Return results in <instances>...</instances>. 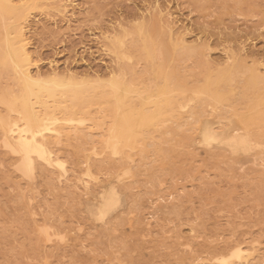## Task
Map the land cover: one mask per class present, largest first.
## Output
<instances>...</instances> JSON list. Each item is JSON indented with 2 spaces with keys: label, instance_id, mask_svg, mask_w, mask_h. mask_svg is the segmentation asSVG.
<instances>
[{
  "label": "rangeland",
  "instance_id": "obj_1",
  "mask_svg": "<svg viewBox=\"0 0 264 264\" xmlns=\"http://www.w3.org/2000/svg\"><path fill=\"white\" fill-rule=\"evenodd\" d=\"M12 2L0 117L24 113L12 22L35 110L83 123L60 122L32 169L0 129V264H264V0Z\"/></svg>",
  "mask_w": 264,
  "mask_h": 264
},
{
  "label": "bare ground",
  "instance_id": "obj_2",
  "mask_svg": "<svg viewBox=\"0 0 264 264\" xmlns=\"http://www.w3.org/2000/svg\"><path fill=\"white\" fill-rule=\"evenodd\" d=\"M5 10H9L12 12L17 11L16 8L13 6L12 0H0V12L3 13ZM11 23L12 22H6L3 26V28L5 29V35L3 39L4 44H5V49L3 51V58L9 62L11 67L14 69L13 71L16 73L18 80L25 87V90L21 94L22 95V105L24 107V113L10 120H5L2 117H0V129L4 137L3 142L5 143V146L8 147L13 154L20 153L23 157V162L25 163V165H27L29 169H32L34 167V164H32L33 155H36L39 159H42L45 162H48L47 157L50 158V151H49L50 141L47 139V136H51V137L54 136L57 138L60 137L61 135V127L59 126L60 122L72 123L74 121L76 122L77 119H73L70 117H58L55 114L47 112L46 110H43L40 113H38L35 110L34 104L38 106H42V107L45 106V101L43 100L42 95H41V92L43 89L41 85L42 81L40 79V75L32 74L29 69V56L26 52L25 45L23 44L21 39H18L21 34V27L19 25H16L14 28L9 29V25H11ZM257 74L258 72L255 68H252V70L250 69L251 79L250 81H248V85H250L251 87H254V85L256 84ZM53 75L57 76V74L55 73H53ZM72 78L73 77H70V79ZM164 80H165V77H164ZM214 84H216V82H214ZM34 87H37V90H35ZM180 91H181V95L179 96V99L176 102V107L179 109H186L188 104H186L185 102L186 101L192 102L193 98L191 97V94H189L187 90L181 89ZM123 92H124V89H123ZM115 102L118 104L120 102V98L116 97ZM123 115H124V120H122V123L124 121V124L126 125L128 123V121L126 122V119L128 118L127 120H129V116H131V114H129L128 117L125 114ZM137 118L139 119V117H136V119ZM82 121L78 120L77 122L83 123ZM127 128L126 130H128ZM201 137H202L203 142L207 144L212 143V142L216 143V142L223 141L222 138L215 131H213L212 128L210 127H205L202 130ZM235 141L237 143L235 146L236 150L244 147V141H237V140ZM104 200L105 201L103 202L102 213L109 211V207L105 203L106 196L104 197ZM54 235H56L55 232H50L48 230L45 231V236L47 239H50Z\"/></svg>",
  "mask_w": 264,
  "mask_h": 264
}]
</instances>
